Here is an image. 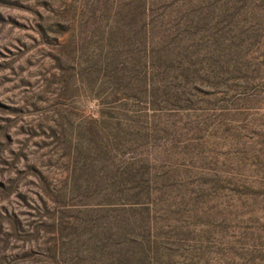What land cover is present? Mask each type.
Masks as SVG:
<instances>
[{
	"label": "rangeland",
	"instance_id": "rangeland-1",
	"mask_svg": "<svg viewBox=\"0 0 264 264\" xmlns=\"http://www.w3.org/2000/svg\"><path fill=\"white\" fill-rule=\"evenodd\" d=\"M0 264H264V0H0Z\"/></svg>",
	"mask_w": 264,
	"mask_h": 264
}]
</instances>
